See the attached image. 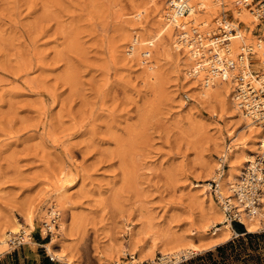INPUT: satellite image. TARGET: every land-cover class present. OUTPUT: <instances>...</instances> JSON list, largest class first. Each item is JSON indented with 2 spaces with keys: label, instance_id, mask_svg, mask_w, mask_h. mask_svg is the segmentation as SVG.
<instances>
[{
  "label": "rangeland",
  "instance_id": "1",
  "mask_svg": "<svg viewBox=\"0 0 264 264\" xmlns=\"http://www.w3.org/2000/svg\"><path fill=\"white\" fill-rule=\"evenodd\" d=\"M158 1L0 0V233L23 239L0 264H68L48 254L49 242L72 264L175 259L167 251L202 246L222 226L206 227L209 198L225 217L208 183L232 136L248 129L216 89L207 98L192 87L186 47L157 35ZM134 35L145 43L128 55ZM71 180L62 189L70 208H58L46 236L48 191ZM231 231L176 261L264 264V223Z\"/></svg>",
  "mask_w": 264,
  "mask_h": 264
},
{
  "label": "bare ground",
  "instance_id": "2",
  "mask_svg": "<svg viewBox=\"0 0 264 264\" xmlns=\"http://www.w3.org/2000/svg\"><path fill=\"white\" fill-rule=\"evenodd\" d=\"M157 1L158 0H150V2L154 4H156ZM237 1L238 0H194V3L197 4L198 7H194V10L192 11V13L189 16L184 17L182 21L188 25L192 23H195V24L201 23L202 25H204L206 29V33L209 35H213L214 33H217L218 26L221 21L220 19L221 16L219 17V19H217L218 16L221 13L224 14L226 12L227 14L228 12H230L233 17V20L231 21L230 25L236 28L237 30V34L230 41V48H231L230 53L232 55V58L235 59L237 55L240 53V51L245 50L246 47H249V49L252 48V52L254 53L253 55L254 64H249V68L250 70H255V69L260 70L262 67L260 61L263 55V47L260 43V39H261L260 36H264V24H262L258 19L251 16L252 14L249 12L248 9H246L243 6H238ZM168 8H169L168 0H163L162 6L159 7L158 14H157L158 19H159L157 20L159 21L158 23L160 26L159 31H157L159 32L157 33V35L162 36L164 35V33H167L169 40L171 41V45L177 51L184 50V47H181V43H180V32L176 28L168 24V22H166L167 21L166 19H168V15L163 18V15L167 14ZM164 20H166L165 23H164ZM215 24H216V32L214 29ZM241 24L243 25L241 26ZM256 28H259L258 31L260 32V36L253 34ZM134 32H137V30L136 31L134 30ZM252 38H256V40L254 39L253 41ZM133 43H134L133 46H129L131 51L128 53V55L130 53L132 55L134 52L138 51L139 47L145 43V40L140 39V37L137 35H134ZM135 45L136 47H134ZM184 53L187 56V60L185 62L184 68L185 69L191 68L190 69L191 71H187V72L193 76V83L195 84L192 87L197 89L203 97H207V98L210 97L211 94L213 93V90L216 89L217 92L216 91L214 92L217 93V96H223L225 98L226 103L229 104V106L234 110V112L242 119L244 123V127L248 129V132H246L248 134L245 133L246 135H248L247 137L243 138L244 135H241L240 133H237V132L232 136L231 145L230 144L226 145V147L223 150L224 153L222 155L225 159H227V169L225 170L224 175H222L221 177H218V175L215 174L212 178L218 181V186H219L218 195L220 198L223 199L225 196H228L230 194V191H229L230 185L238 180V178L242 174V171L245 167V163H248L254 158L251 156L248 157V154L246 152L247 149H250L251 153H254V151L258 147L260 149H264V126H262L259 123L254 122L251 118L247 117L244 114V112L238 107L235 101V83L232 80V77H230L226 81L217 80L212 83L208 81L207 78L209 77L206 75L205 69L197 71L196 62H194V55L189 46H186ZM251 62H252V59L249 60V63ZM235 71L233 72V75ZM219 98H218V101H219ZM218 101H216V103ZM212 166L213 165L207 168L206 172L208 174L212 172L213 170ZM72 182L73 180L68 181L67 184H63L62 186H56L54 187V189L51 188L53 191L52 190L48 191L47 189L49 193L47 199H49L50 201L47 203V205L51 206V210L48 211V213H50L52 217L53 216L54 218L55 216L59 217L60 216L59 209H66L65 208V205H67L66 204V201H67L66 194H65L66 191L62 192L63 191L62 189H64L66 185L71 184ZM202 186L204 185H196L195 187H202ZM67 202H69V200ZM209 202L214 207L213 209L214 213L210 217V220H214V221L206 227L210 228L211 226L217 225L219 223L222 224V226L216 227V231L213 232L212 237L209 240L204 241V244L202 246H200L199 244H192V243L188 244L185 247L176 246L169 253L166 250L167 251L166 254H170V256L175 257V259L176 258L180 259L181 257L185 258L195 253L198 254L202 250L214 248L215 246H218L220 243L229 240V237L232 233L231 223L230 222L228 223L226 221V217L222 216V213L221 211H219V209H215V205L211 198H209ZM68 206H67V209L70 208ZM43 210L44 209L41 210V213L43 212ZM70 210H72V208ZM65 212L67 213V211ZM32 213L28 212L27 214H25V221L30 230H32L34 227L33 217L36 212L35 213L32 212ZM66 215H69V214L67 213ZM240 222L243 225L245 224L248 232H257V230H259L264 223V211H262L258 217L251 218V217H245L244 215H242ZM14 224H15L14 229H16V231L19 230L20 227L21 228L23 227V224L18 221H15ZM60 227L63 230L64 228L63 224H60ZM50 228L52 229L53 227L50 226ZM11 239L13 238H10V234L6 232L0 233V254H3L6 251V247L9 245V242ZM45 247H46L48 254L52 255V257L54 258L56 257L58 260L62 262H67L68 264H72V260L70 259V257H68L66 253H64L63 250L56 249V246H54L52 242L45 244ZM120 251L123 252L125 250L124 249L118 250L117 254H119ZM117 260L119 259L116 256V258L112 259L111 261L114 264H119ZM176 263L177 261L173 262V264H176Z\"/></svg>",
  "mask_w": 264,
  "mask_h": 264
},
{
  "label": "built area",
  "instance_id": "3",
  "mask_svg": "<svg viewBox=\"0 0 264 264\" xmlns=\"http://www.w3.org/2000/svg\"><path fill=\"white\" fill-rule=\"evenodd\" d=\"M168 3L166 20L180 32L181 47H190L197 71L205 69L209 77L207 79L212 83L217 80L226 81L232 77L238 107L247 117L264 126V36L259 35L263 47L260 61L262 67L260 70H250L249 64H254L252 48L246 47L235 59L232 58L230 41L237 34V30L230 25L231 21L226 12L221 15L218 32L209 35L201 23L188 25L182 21L192 13L194 7H198L194 0H168ZM237 4L248 9L254 18L264 24V0H238ZM142 58L149 60L150 54L144 53ZM250 59H252L251 63H249ZM226 167L227 161L222 156L219 158L216 170L218 177L224 175ZM208 184L209 189L220 200L227 222L242 224L240 222L242 215L258 217L264 211V149H260V152L244 167L238 180L230 185L228 196L223 199L219 197L217 180L212 179ZM58 218L53 216V219L44 223L43 233L46 236L53 234L50 226L52 223L56 227ZM22 242V238H14L9 244L17 247L22 245ZM172 261L176 259L164 255L153 260L138 261L134 255L128 254L124 259L126 264H172Z\"/></svg>",
  "mask_w": 264,
  "mask_h": 264
},
{
  "label": "trees",
  "instance_id": "4",
  "mask_svg": "<svg viewBox=\"0 0 264 264\" xmlns=\"http://www.w3.org/2000/svg\"><path fill=\"white\" fill-rule=\"evenodd\" d=\"M235 230H237L238 234H243L245 233V228L242 224H239V223H235Z\"/></svg>",
  "mask_w": 264,
  "mask_h": 264
},
{
  "label": "crops",
  "instance_id": "5",
  "mask_svg": "<svg viewBox=\"0 0 264 264\" xmlns=\"http://www.w3.org/2000/svg\"><path fill=\"white\" fill-rule=\"evenodd\" d=\"M244 226H245V224H244ZM245 228H246V226H245ZM246 230H247V228H246ZM236 234H238L237 232H235Z\"/></svg>",
  "mask_w": 264,
  "mask_h": 264
}]
</instances>
